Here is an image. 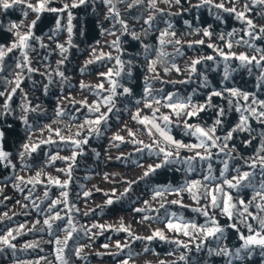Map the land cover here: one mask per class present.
I'll use <instances>...</instances> for the list:
<instances>
[{
  "label": "trees",
  "instance_id": "16d2710c",
  "mask_svg": "<svg viewBox=\"0 0 264 264\" xmlns=\"http://www.w3.org/2000/svg\"><path fill=\"white\" fill-rule=\"evenodd\" d=\"M30 2L35 4L37 0H30ZM116 2L117 0H114V3ZM131 2L132 0H124L123 3H117V8L121 13V17L128 24L129 30L136 31L140 35L141 40L155 45L157 43L156 38L159 36V30L167 27L164 23L167 20L172 25L171 31L176 33L175 38L182 41V46H177L181 48L182 56H175L172 45H166L164 49L175 56L177 65L181 71L177 73L175 70H171L165 73L163 70L164 66L158 64L156 74L159 75L160 81H164V83L152 81L154 89L163 88L165 92H174L181 96L192 93L193 89H195L196 92L193 99L196 103L204 102L207 91L211 89L222 90L225 86L237 87L243 91L254 93L258 99H264V83H261V86L257 87V76L260 74L261 69L252 65L251 73H249L247 68L239 66L238 60L233 59L229 61V64L236 71L231 74L229 80L221 83L224 62L213 49L207 46L209 43H212L223 51L228 52L229 49L225 46V42L230 40L232 43L231 51L233 53H245L248 56L258 55L253 48H249L242 43L241 38L243 40H250V38L244 35L243 30L246 25L236 19L234 14L218 11L208 5L193 7V5L200 4V0H180L179 4H176L175 0H155V9L149 7L148 0H142L140 5L133 9H128L127 4ZM214 2H223L226 7H232L234 3L238 11H242L243 5L247 4L249 11L246 12V16L256 24L255 32L258 34L259 28L264 26V5H253L252 0H214ZM64 3L71 4L72 0H50L49 6L62 8ZM156 9H162L163 12H158ZM71 11L74 17L72 22L74 25V47L67 54L68 59L65 60L64 64L59 66L60 70L65 73L67 80L55 75V70L57 69L56 61L63 58L55 47V41L58 40L60 43H65L67 40L65 28L62 27L53 40L47 39L50 29L55 25L57 16L60 17L62 25L66 26L67 13H41L40 20L37 22L35 29H33L35 34L41 36L43 42L48 45L46 49H41L39 44L36 43L34 50H29V56L32 59L31 66L37 69V71L28 73L27 69H24L22 72L21 87L24 93L27 94L28 100L32 102L33 107L37 104L40 105V109L37 112L30 114V123H35L39 126L31 134L33 142H39L40 139H46L49 136L47 130L41 131L44 124L50 125L52 129L59 128L65 136H74L78 131L77 125L83 121L87 114V109L79 103H73V101L87 100L91 104L94 99H98L93 92L94 86L104 83L105 89L108 88L107 79L100 77L98 73L106 72L108 68H112L115 71L116 68L115 60L113 59L112 61H100L89 65L83 72L80 70L84 61L90 58L93 48L96 49L97 54L100 52L110 53L113 57L120 54L115 48L110 46L115 36L108 34L109 31H113L116 35H120V26L115 24L113 20L105 19L107 9L103 5L102 0H87L85 5L71 9ZM150 12L157 17L154 22L155 30L145 36L142 29L147 26L143 24V19L137 20L133 17H147ZM170 13L171 15H169ZM258 13L259 15H257ZM217 15L221 16V19L218 20L216 18ZM35 18L36 14L31 11H29L27 17L22 16L19 9L0 13V44L7 47L15 39L13 34L6 30L10 20L15 21L17 24L23 21L20 29L23 32L27 30V25ZM185 21L188 23L186 24ZM114 24L115 27H113ZM209 26L212 32L210 38L204 37L202 31H194L195 29H203ZM101 28L105 30L103 34L101 33ZM234 29L236 30L235 35L228 37L227 33ZM220 34L224 35V40L218 38ZM201 39L204 40L203 45L194 44L195 41ZM237 41L241 42L237 43ZM250 42L254 43L255 47L264 49V38L254 41L250 40ZM190 43H192V47H189ZM122 47V59L126 62L128 60L133 61V76L130 80H123L122 83L132 88L137 94L136 98L138 99L144 85V76L151 77L153 74L147 71L143 55H137V53H142L138 41L132 40L130 36H125L123 37ZM19 55V51H14L8 57H5V71L0 73V91H3L5 87L10 90L13 86L12 84H6V81H14L15 73L19 70L15 69L13 60ZM45 55H47V59H44ZM209 55L215 56L217 58L216 61H208L197 66L198 72H204L208 76V89L200 87L199 78L196 74L191 77V82L180 83V81L188 79V73L185 71V68L190 64L192 59ZM208 65L212 67H208ZM46 72L52 73L53 83L50 85L48 94L44 95L41 88L48 80L47 76L41 75V73ZM169 81L175 83H170ZM81 82L91 87L81 88ZM104 94L107 93L105 92ZM227 97L228 93L225 92L223 97L212 98L213 105L222 106L226 110V115L223 118L224 125L217 132L220 136H223L227 129L232 127L238 120V114L234 108L230 112L227 111L229 107ZM21 98L22 93L18 90L13 97L12 105L16 109V112L7 116L0 115V129L5 132V151L12 154V164L15 165V168L11 166L6 167L4 162H0V235H4L7 228L15 230L20 224H24L25 227L21 230V235L12 241L16 245L15 255H13L11 249L0 245V249H3L0 251V264H29V262L31 264H37V262L38 264H59L56 259L54 236L49 235L47 227L43 224L45 217L37 214L32 206V201L40 203L44 199L43 193L46 188L49 191V199L44 200L42 207H46L50 199H55L59 196L60 189L49 185L48 177L59 178L61 181L67 179V176L63 172L58 171V169L66 167V164L60 160L51 164L47 163L45 153H59L60 156L68 157L71 155V148L59 142L53 132L52 136L53 139L57 140V144L41 145L40 149L32 157H25L24 163L30 166L23 167L18 152L21 150V144L27 140V135L25 126L18 119L19 115L22 114L18 107L21 103ZM3 100L4 97H0V105H2ZM121 100L117 101L119 112L110 114L111 118L104 126L103 135L100 137H96L95 135L89 137V143L84 146L83 155L77 157L72 180L66 189L69 193V203L79 209V211L73 209L71 213L78 232L74 234V239L69 241L68 249L66 250V258L69 260V264H119V261L127 258L128 249H124L123 251L118 250L115 246L117 240L122 245L124 243L129 244L133 253H135L129 264H160L161 261L164 264H184L183 261L178 259L181 254L189 258V264H192L193 260H199L200 264H226L224 257L214 254L209 255L207 252L208 247L216 246L217 242L215 240L209 239L202 251L197 253L194 251V243H189L188 237L168 231L164 227L163 222L142 219V215L155 217L157 215L155 209H158L161 203L160 198H152L149 192L150 188L157 184L183 185L185 180L192 179L202 181V174L206 170L207 165L196 162L195 171L191 173L186 172L184 166L180 164L165 166L144 180H140L139 178L143 175L147 166L159 163V158L150 155L147 150L137 152L136 146L129 142H110V138L116 134L124 136L125 140L129 141L131 138L127 135L128 128L132 129L136 133V138L143 140L145 144H150L153 139V137L147 134L146 129L142 125L131 118L132 112L136 109L130 105L129 110L124 111ZM57 103H60L65 110L66 114L63 117H55L54 115ZM244 103V101H241V104ZM102 111H106V109L102 108ZM140 111L141 116L151 115L150 110L144 108L142 104L140 105ZM160 112L167 113L169 109L161 106ZM215 112V108H209L198 117L190 119L189 123L211 125L215 118ZM72 116L76 118L71 119L70 117ZM249 123L253 129L250 134L248 132L234 134V138L229 141V149H232L233 146L235 147L233 152L234 159L230 160V166H239L242 171H254L256 174L255 183L258 186L261 180L260 168H248L245 165V160L254 158L257 155V149L261 147V133L264 132V123L258 122L255 119H250ZM171 134L175 139L185 143L195 142L194 137L184 135L183 117L179 121H176L174 118V123L171 125ZM245 140L250 141V143H243ZM140 147L143 146L141 145ZM93 149L99 153V156L93 153ZM215 151L217 150L213 149V152ZM180 155L183 158L193 155V153L181 150ZM220 158L226 159L227 157L221 156ZM211 163L213 164L214 174L218 176L221 167L220 159L214 155ZM38 172L40 173L39 179L42 183L28 184L27 181L36 177ZM226 175L230 178L231 175H236V173L230 172ZM16 176L22 177L24 183L17 181ZM129 181H138V183L132 185V190L122 201H117L115 196H112L113 190H115V194L118 196L128 187ZM18 183L24 189L23 192L19 191L15 186ZM209 187H212V185L209 184ZM29 191L32 193L31 201L24 199ZM84 191H89L91 195L84 197ZM105 193L112 196L114 200L112 205L105 204L106 199H108ZM231 194L235 197L237 195L236 190H231ZM253 194L252 189H243L240 191V198L247 202L252 199ZM178 198L182 200L184 207L180 205H166L169 212L175 211L185 219L191 218L198 223H204L205 218L199 213L192 211L193 208L197 207V202L191 199L189 193L184 192L181 197H177L175 193H166L164 197L167 201ZM145 200L149 202V205L153 209L152 211L144 214H137L133 211L134 207H145ZM256 202L264 203V201L259 200ZM207 204L208 201L203 198L199 201V206L202 208L207 206ZM58 210H61V215H64L67 211L63 204L58 206ZM249 210L254 215H264V213L258 212L254 204ZM209 211L216 215L221 226L232 223L227 217L220 215L218 209L213 210L209 208ZM85 212L88 215H85ZM4 213H7V217L4 216ZM161 213H163V210H161ZM36 221H39V223H34ZM248 222L252 223L254 228H258L256 221L249 220ZM94 224L104 225L105 228H90V239L85 237L82 232H79L81 226L90 227ZM121 224L130 227L135 235L141 237H146L151 235L156 229H161L165 232L168 240L161 241L158 238L152 241L135 240L129 237L127 233L114 230ZM108 225H111L112 228H108ZM240 227L243 234L247 235V228L243 225ZM55 235L63 239L64 233L57 231ZM177 239L189 243L192 251L182 247L177 248L175 244L168 242ZM29 243L35 246L25 247ZM77 243L84 245L83 259H78L72 254V249ZM220 243L234 250L240 246L242 241L235 230L226 228ZM104 244H108V248L102 247ZM145 248L148 251H145ZM260 251L259 248H256L250 259L234 261V264H264V257L260 255ZM169 253L171 254L169 255Z\"/></svg>",
  "mask_w": 264,
  "mask_h": 264
},
{
  "label": "snow or ice",
  "instance_id": "6c2138e0",
  "mask_svg": "<svg viewBox=\"0 0 264 264\" xmlns=\"http://www.w3.org/2000/svg\"><path fill=\"white\" fill-rule=\"evenodd\" d=\"M123 2L124 0H117L116 3H114V0H102L103 5L107 9L105 19L113 20L115 21V24L120 26V35H116L113 31L108 32L109 35L115 36V39L111 41L110 46L115 48L120 54L115 57H113L110 53L100 52L97 54L96 49L93 48L90 53V58L84 61V64L80 69L81 72H83L89 65L100 61H112L114 59L116 65L115 71H113L112 68H108L106 72L98 73L100 77L107 79L108 88L105 89L104 83L95 85L93 92L98 99H94L91 104H89L87 100L78 102L73 101V103H79L87 109V114L85 115L83 121L77 125L78 131L74 136H65L59 128L52 129L50 125L44 124L41 131L47 130L49 136L46 139H40L39 142H33L31 134L39 126L35 123H30V114L37 112L40 109V105L37 104L33 107L32 102L28 100L27 94L24 93V90L21 87L22 72L24 69H27L28 73H34L37 71V69L31 66L32 59L29 56V50H34V45L36 43L39 44L41 49H46L48 47V45L43 42L42 37L36 35L33 29L37 26L41 13H67L66 26L62 25L60 17L57 16L55 19V25L52 29H50L49 35L47 36L48 40H53L62 27L65 28L67 32V40L65 43H60L58 40L55 41V47L59 50V54L63 57L62 59L56 61L57 69L55 70V75L67 80L65 73L60 70L59 66L64 64L65 60L68 59L67 54L70 49L74 47V25L72 23L74 17L71 9H76L85 5L87 0H72L71 4L64 3L62 8L49 6L50 0H37L35 4L31 3L30 0H0V13H7L9 10L19 9L20 14L24 17L29 15V11L36 14V18L27 25V30L23 32L20 31L23 21H21L20 24H17L15 21L10 20L6 30L12 33L15 39L11 41L7 47L0 44V73L5 71V57H8L9 54L14 51H19L20 54L13 60L15 69L19 70L15 73L14 81H6V84H12L13 86L10 90L5 87L3 91H0V97H4L3 103L0 105V115L7 116L16 112V109L12 106L13 97L19 90L22 93V98L18 107L22 114L19 115L18 119L25 126V132L27 135V140L21 144V150L18 152L22 166H30L24 163L25 157H32V155L40 149L41 145L57 144V140L53 139V132L59 142L71 148V155L68 157L60 156L59 153H45L47 163L51 164L60 160L64 161L66 164V167L58 169V171L63 172L67 176V179L61 181L59 178L51 176L48 177V184L56 186L60 189L59 196L55 199H50L47 206L42 207L44 200L49 199V191L46 188L43 193L44 199L41 200L40 203L32 201V206L37 214L45 217L43 219V224L47 227L49 235L54 236L57 261L59 264H69V260L66 258V250L68 249L69 241L73 240L74 234L78 232L71 213L73 209L76 211H79V209L75 208V205L69 203V193L66 190L72 180L74 166L77 163V157L83 155L84 146L89 143L90 136L95 135L96 137H100L103 135L104 126L111 118L110 114L119 112V109L117 108V101L121 100V98H123L121 103H123L124 111H128L130 105L131 107H134L136 110L132 112L131 118L138 124L142 125L146 129L147 134L150 137H153V139L150 144H145L143 140L136 138V133L132 129L128 128L127 135L131 138L129 141H126L124 136L116 134L110 138V142H129L136 146L137 152L147 150L150 155H154L159 158V163L149 164L147 166L143 175L139 178L140 180H144L155 173L158 169L165 166L180 164L184 166V170L186 172L191 173L195 171L196 162H201L202 164L207 165L206 170L202 174V181L192 179L185 180L183 185L174 186L157 184L150 188L149 192L152 198H160L161 203L159 208L155 209L157 212L155 217L142 215V219H152L157 222H163L164 227L168 231H173L177 234L188 237L189 243H194V251L197 253L202 251L209 239L215 240L217 242L216 246L208 247L207 252L209 255L214 254L216 256L224 257L226 264H234V261H244L245 259H250L256 248L261 250L260 255L264 257V215H254L249 210L254 204L258 212L264 213V203L256 202L257 200L264 201V154H260L264 153V132L261 133V147L257 149V155L254 158L245 160V165L248 168H260L261 180L259 181L258 186L255 183L256 174L254 171H242L239 166H230V160L234 159L233 152L235 147L233 146L232 149H229V141L234 138V134L244 132H248L250 134L253 131L249 123L250 119H255L258 122L264 123V99H258L254 93L243 91L237 87L225 86L222 90L211 89L207 91L205 93L204 102L196 103L193 99L196 92L195 89H193L192 93H188L184 96L174 92H165L163 88L154 89L152 81H160L159 75L156 74L158 64L164 66L163 70L165 73L171 70H175L177 73L181 71L177 65L175 56L183 55L181 48L177 47L182 46V41L175 38L176 33L171 31V23L165 20L164 23L167 27L159 30V36L156 38L157 43L155 45L145 43L141 40L140 35L136 31L129 30L128 24L121 17V13L117 8V3ZM175 2L176 4H179L180 0H175ZM141 3L142 0H132L131 3L127 4V8L133 9ZM148 3L151 9H155V0H148ZM252 4L264 5V0H252ZM203 5L214 7L218 11L234 14L236 19L246 25L243 30L244 35L248 36L251 41L264 38V26L259 28V33L257 34L255 32L257 27L256 24L252 19H249L246 16V12L249 11V6L247 4L243 5L242 11H238L234 3L232 7H226L223 2L215 3L214 0H200V4L193 5V7H200ZM156 11L161 13L163 12L162 9H156ZM169 15H171V13ZM257 15H259V13ZM133 18L137 20L143 19V24L147 26L142 29L145 36L155 30L154 22L157 17L151 12L147 15V17L134 16ZM216 18L219 20L221 19V16L217 15ZM185 23L187 24L188 22L185 21ZM115 24L113 27H115ZM104 31L105 30L101 28L102 34ZM194 31H202L204 37L210 38L212 36L210 26L203 29H195ZM235 32L236 30L234 29L233 31L228 32L227 36L233 37ZM125 36H130L132 40L139 42L142 53H137V55H143V58L146 61L147 71L153 74L151 77L147 75L144 76V85L138 99L136 98L137 94L133 91V89L122 83L123 80H130L133 76V61L128 60L126 62L121 56L123 52V37ZM218 38L224 40V35L220 34ZM250 40H243V38H241L242 43L249 48H253L255 53L258 55L248 56L245 53H233L231 51L232 43L230 40L225 42V46L229 49L228 52L223 51L221 48L213 45L212 43L207 45L208 48L213 49L224 62L221 83L229 80L231 74L236 71V69L232 68L229 64V61L233 59L238 60L239 66L247 68L249 73H251L252 65L261 69L260 74L257 76V87H260L261 83H264V49L255 47L254 43H251ZM241 41H237V43H240ZM97 43L99 42L97 41ZM194 44L203 45L204 40H197ZM166 45L173 46L175 56L164 50ZM192 46V43H190L189 47ZM44 59H47V55H45ZM216 59L217 58L212 55L200 56L196 59H192L190 64L185 68V71L188 73V79L186 81H180V83L191 82V77L196 74L199 78L200 87L208 89V76L204 72H198L197 66L208 61H216ZM208 67L212 66L208 65ZM41 75L47 76L48 82L44 83L41 88L42 93L47 95L50 85L53 83L52 73L46 72L41 73ZM160 82L164 83V81ZM169 82L175 83L173 81ZM80 87L89 88L91 86L85 85L81 82ZM61 91H63V89H61ZM105 92L107 94H104ZM225 92L228 93L227 104L229 107L227 111L230 112L234 108L235 112L238 114V120L234 125H232V127L227 129L223 136H220L217 132L218 129H221L224 125L223 118L226 115V110L222 106L213 105L212 98L223 97ZM241 101H244L245 103L241 104ZM249 101L251 102L248 103ZM141 104L144 108L150 110V116H141ZM161 106L169 109V112H160ZM102 108L106 109V111H102ZM209 108L216 109L215 118L213 119L211 125L189 123L190 119L198 117ZM65 114L64 108L60 103H57L54 112L55 117H63ZM182 117L184 135L194 137L195 142L185 143L181 140L175 139L171 134V125L174 123V118L176 121H179ZM70 118L75 119L76 117L72 116ZM85 132L86 134H84ZM4 143L5 132L0 130V162H4L6 167L11 166L15 168V165L12 164L11 160L12 154L5 151ZM243 143L248 144L250 141L245 140ZM141 145L143 147H140ZM213 149L217 151L213 152ZM181 150L192 152L193 155L182 158L180 155ZM93 153L96 156H99V153H97L95 149H93ZM214 155L220 159L221 164L218 176L214 174L213 164L211 163ZM221 156L227 158L222 159L220 158ZM230 172H234L236 175H231L229 178L226 174ZM39 177L40 173L38 172L36 177L29 179L27 183L33 185L42 183ZM16 180L20 183H24L23 178L20 176H16ZM134 183H138V181H129L128 187H126L118 196H116L115 190H113L112 196H115L117 201H122L132 190V185ZM209 184H211L212 187H209ZM15 186L19 191H24V189L20 187L19 183ZM201 189H203V191H201ZM243 189H252L254 194L251 200L245 202L244 199L240 198V191ZM231 190H236L237 195L235 197L231 194ZM184 192L189 193L191 199L197 202V207L193 208L192 211L203 216L205 218L204 223H198L196 220L191 218L185 219L182 215H178L175 211L169 212L166 205H180L181 207H184V205L182 204V200L179 198L171 201L165 200V194L175 193L177 197H181ZM90 195L91 193L89 191L83 192L84 197H89ZM105 196H108L105 204L112 205L114 203L112 196H109L108 193H105ZM31 197L32 193L29 191L28 195H26L24 199L31 201ZM201 198L208 201L207 206L203 208L199 206ZM61 204H63L64 208L67 210L64 215H61V210H58V206ZM144 205L145 207H134L133 211L137 214H144L153 210L147 200L144 201ZM209 208L213 210L218 209L220 215L227 217V219L232 221V223L221 226L216 218V215L213 212H210ZM161 210H163V213H161ZM84 214L88 215L87 212ZM4 216L7 217V213H4ZM9 219L11 218L9 217ZM249 220L256 221L258 223V228H254L253 224L248 222ZM34 223L38 224L39 221ZM241 225L247 228V235L243 234L241 231ZM24 227V224H20L15 230L13 228H7L6 233L4 235H0V245H4L7 249H11L13 251V255H15L16 245L13 244L12 241L15 240L17 236L21 235V230ZM107 227L112 228L111 225H108ZM90 228L104 229L105 226L95 224L90 227L81 226L79 232H82L85 237L90 239ZM226 228L235 230V232L239 234V239L242 241L240 246L236 247L234 250L229 248L227 245L220 243ZM114 230L117 232L127 233L129 237L135 240L152 241L157 238L161 241L168 240L165 232L161 229H156L151 235L146 237L135 235L131 231L130 227H126L123 224ZM57 231L64 233L63 239H61L60 236L55 235ZM168 242L175 244L177 248L182 247L192 251L189 247V243H185L179 239ZM34 246L35 245L31 243L25 245V247ZM115 246L120 251L128 249L127 258L119 261V264H129L133 255H135L131 246L127 243L122 245L119 240L116 241ZM102 247L108 248V244H104ZM83 248V244L77 243L72 249V254H74L78 259H83ZM2 250L3 249H0V251ZM145 251H148V249L145 248ZM170 254L171 253H169V255ZM178 259L183 261L184 264H189V258L184 254H181ZM29 264H31V262H29ZM160 264H164V262L161 261ZM192 264H200V262L199 260H193Z\"/></svg>",
  "mask_w": 264,
  "mask_h": 264
},
{
  "label": "rangeland",
  "instance_id": "374dc122",
  "mask_svg": "<svg viewBox=\"0 0 264 264\" xmlns=\"http://www.w3.org/2000/svg\"><path fill=\"white\" fill-rule=\"evenodd\" d=\"M1 130V129H0Z\"/></svg>",
  "mask_w": 264,
  "mask_h": 264
}]
</instances>
